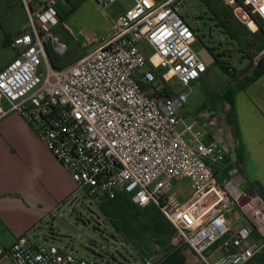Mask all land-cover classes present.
Returning a JSON list of instances; mask_svg holds the SVG:
<instances>
[{
  "label": "built area",
  "instance_id": "2783aa9c",
  "mask_svg": "<svg viewBox=\"0 0 264 264\" xmlns=\"http://www.w3.org/2000/svg\"><path fill=\"white\" fill-rule=\"evenodd\" d=\"M62 1L21 0L29 25L11 42L18 57L0 70V119L21 116L97 206L121 197L139 208H158L174 229L173 248L185 244L193 264H245L263 251L264 199L257 192L245 205L229 199L214 172L229 153L223 115L187 109V89L208 69L196 46L201 14L193 11V20L188 18L183 11L189 0H133L98 47L56 68L48 46L59 56L68 51L52 33ZM93 1L103 11L118 2ZM220 1L237 14L259 15L264 25V0ZM228 66L233 73V64ZM176 180L192 185L184 202L172 193ZM233 206L246 213V227L227 226L223 214ZM255 232L261 246L242 250ZM213 247L222 252L216 259L207 253ZM6 256L13 264H110L25 234L10 248L0 247V260ZM160 260L147 255L138 264Z\"/></svg>",
  "mask_w": 264,
  "mask_h": 264
},
{
  "label": "rangeland",
  "instance_id": "374dc122",
  "mask_svg": "<svg viewBox=\"0 0 264 264\" xmlns=\"http://www.w3.org/2000/svg\"><path fill=\"white\" fill-rule=\"evenodd\" d=\"M132 6L133 0H118L103 11L93 0L59 3L56 9L61 18L52 33L60 37L68 51L59 56L48 46L55 65L74 63L98 47L102 38L112 34V22L126 14ZM193 11L201 14L199 25H195L198 32L196 46H207L217 53L220 61L231 57L233 73L240 74L239 70L246 65L241 54L242 45L246 40H252L257 32V26L251 25L253 21L248 11L243 15L237 14L226 9L220 0H189L183 12L191 21ZM0 24V32L5 30L12 37L27 31L29 24L20 0H0ZM8 52L0 48V61ZM40 70L45 71L44 64ZM211 70L216 71L218 76L202 89L197 87L189 93L190 113L214 109L215 103L220 100L219 91L226 84L235 83V77L225 73L218 62ZM172 84L176 85L175 82ZM185 123H191L190 114L185 116ZM172 193L184 202L193 193L190 181H174ZM129 209L131 215L119 220L120 228L117 229L84 190L75 189L66 201L45 209L39 216L40 222L25 235L35 241L47 240L65 253L83 258L97 257L110 261V264H138L141 257L147 255L162 258L174 247L175 232L168 220L153 206L138 208L129 204ZM60 224L68 226L69 230L60 227ZM164 226L166 230L162 229ZM184 247L188 249L185 244ZM0 264H13V261L6 256Z\"/></svg>",
  "mask_w": 264,
  "mask_h": 264
},
{
  "label": "crops",
  "instance_id": "0c3cea01",
  "mask_svg": "<svg viewBox=\"0 0 264 264\" xmlns=\"http://www.w3.org/2000/svg\"><path fill=\"white\" fill-rule=\"evenodd\" d=\"M15 37L5 30L0 32V48L10 51L0 61V70L18 57V50L11 47ZM257 40L255 35L246 41ZM211 51L218 60L217 53ZM241 54L246 65L239 70L235 83H228L219 91L220 100L214 105V110L223 115L222 125L229 144V156L215 164L214 172L229 199H240L245 205L254 192L264 199V39L256 45L250 68V59ZM226 60L230 63L232 58ZM52 62L56 68L67 66ZM217 62L208 66L201 79L187 89L188 98L192 89H202L218 76L211 70ZM187 109L190 111L189 101ZM75 189L62 164L21 116L13 113L0 119V247L10 248L19 236L40 222L39 216L44 211L66 201ZM223 215L227 226L233 229L244 228L248 223L246 213L239 206L230 207ZM261 244L262 238L255 232L241 249L255 251ZM214 250L210 248L207 253ZM183 253L185 264H193V252L183 247ZM213 253L212 259H216L222 252ZM245 264H264V250Z\"/></svg>",
  "mask_w": 264,
  "mask_h": 264
},
{
  "label": "trees",
  "instance_id": "16d2710c",
  "mask_svg": "<svg viewBox=\"0 0 264 264\" xmlns=\"http://www.w3.org/2000/svg\"><path fill=\"white\" fill-rule=\"evenodd\" d=\"M211 8V7H210ZM214 11L213 9H211ZM251 15V12H249ZM253 21L258 26L256 37L258 38L257 41L247 42L242 45V53H245L247 57L250 59V64L248 65V68H250L253 64V58L254 50L256 48V45L258 41H263L264 39V25L260 22V20L252 16ZM221 68L227 73L228 75L234 76L235 81L238 79V75L236 73H232L229 71V62L227 60H217ZM246 88V85L243 87V89ZM224 128V127H223ZM229 156V153L227 154V157ZM129 204L133 205L129 200H126L124 198H117L110 202H104L100 204L98 207L99 209L104 213V215L110 219L111 223L116 226V228H120L118 225V221L121 219H126L131 215V210L129 209ZM134 206V205H133ZM136 207V206H135ZM139 208V207H138ZM163 230H166V226L162 228ZM183 247L184 245H179L175 248H172L169 250L160 260L159 264H185L186 258L183 253Z\"/></svg>",
  "mask_w": 264,
  "mask_h": 264
},
{
  "label": "water",
  "instance_id": "95a60500",
  "mask_svg": "<svg viewBox=\"0 0 264 264\" xmlns=\"http://www.w3.org/2000/svg\"><path fill=\"white\" fill-rule=\"evenodd\" d=\"M199 57L206 62L207 66H210L212 63L217 61V56L208 48L207 46H203L199 48L197 51ZM60 227H63L67 230H69L68 226H64L60 224Z\"/></svg>",
  "mask_w": 264,
  "mask_h": 264
}]
</instances>
